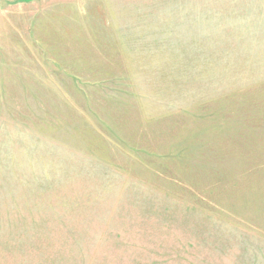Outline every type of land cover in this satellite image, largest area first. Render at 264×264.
Wrapping results in <instances>:
<instances>
[{"label":"rangeland","instance_id":"1","mask_svg":"<svg viewBox=\"0 0 264 264\" xmlns=\"http://www.w3.org/2000/svg\"><path fill=\"white\" fill-rule=\"evenodd\" d=\"M0 264H264V0H0Z\"/></svg>","mask_w":264,"mask_h":264}]
</instances>
